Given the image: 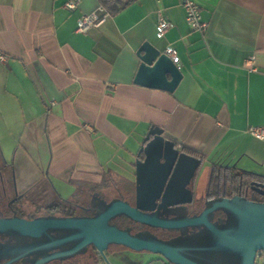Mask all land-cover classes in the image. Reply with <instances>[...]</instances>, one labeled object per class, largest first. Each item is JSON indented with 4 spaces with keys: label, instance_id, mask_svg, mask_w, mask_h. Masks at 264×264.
I'll list each match as a JSON object with an SVG mask.
<instances>
[{
    "label": "crops",
    "instance_id": "obj_1",
    "mask_svg": "<svg viewBox=\"0 0 264 264\" xmlns=\"http://www.w3.org/2000/svg\"><path fill=\"white\" fill-rule=\"evenodd\" d=\"M192 1L209 24L204 37L188 26L183 0H81L73 13L66 0H0V165L24 202L56 183L86 191V203L95 193L128 196L151 127L201 158L208 180L216 166L264 177V140L248 133L264 128V0ZM100 5L106 21L76 33ZM159 9L171 24L163 39ZM144 42L176 50L183 79L174 93L134 84ZM109 256L169 264L124 247Z\"/></svg>",
    "mask_w": 264,
    "mask_h": 264
},
{
    "label": "water",
    "instance_id": "obj_2",
    "mask_svg": "<svg viewBox=\"0 0 264 264\" xmlns=\"http://www.w3.org/2000/svg\"><path fill=\"white\" fill-rule=\"evenodd\" d=\"M136 56L140 65L135 85L175 92L183 74L164 52L150 42H144ZM202 163L201 158L186 153L175 142L166 139L163 129L151 127L135 164L134 206L122 198L99 197L95 203L78 207L84 213L82 216L56 218L40 213L33 219L17 216L1 218L0 237L6 239L4 249L15 250L6 257L15 258L13 261H27L42 255L36 264H48L84 254L89 247H93L110 264L106 252L115 245L134 252L159 255L169 264H218L209 258L212 252L234 253L242 257L243 264H255L257 253L264 252V203L247 199V195H238L195 204L194 192L188 187ZM248 190L264 197L262 183L252 182ZM194 211L197 213L191 217L190 212ZM162 212L172 217L158 218L157 214ZM229 214L237 217L238 224L227 230L220 227L223 230H219L216 225L227 224ZM117 217H126L144 226L180 232V236L167 242L190 237L202 239L210 245L202 242L199 246H171L149 232L139 238L128 230L111 225V220ZM213 221L217 223L213 224ZM196 225L207 233L199 230L188 234L190 228L199 229L194 227ZM66 229L71 231L62 233ZM63 245L70 247L61 250Z\"/></svg>",
    "mask_w": 264,
    "mask_h": 264
},
{
    "label": "flooded vegetation",
    "instance_id": "obj_3",
    "mask_svg": "<svg viewBox=\"0 0 264 264\" xmlns=\"http://www.w3.org/2000/svg\"><path fill=\"white\" fill-rule=\"evenodd\" d=\"M193 156V155H192ZM198 158V157H197ZM141 159H144V155H141ZM203 169H204V161L202 163V166L200 167L199 171L197 172L195 178L191 181L189 184V189H191L194 192V201L195 204L200 203V202H206V201H216V200H221L223 198H233L234 196H229V194H225L223 192L220 193L219 197H214V195L211 194L210 189H209V182L208 186L206 189V194L202 197V199H197V193H198V181L200 179V176L203 174ZM257 182V181H254ZM262 183L263 182H258ZM252 192V194L250 193ZM241 195V194H240ZM247 199L251 197L253 199V195H258L262 198L263 196L253 192L252 190H249L248 193H246ZM244 195V196H246ZM21 195L18 194L15 182H14V173L12 170L9 168H6L5 166L0 165V219L1 218H6V217H11V216H17V217H26L29 219L36 218L40 213L47 215V216H52L53 214L57 213L58 211H61V208H50L48 206H40L39 204V198H33L32 200L24 202L23 199L20 197ZM238 196V195H236ZM242 196V195H241ZM243 196V197H244ZM100 197H103L102 195ZM120 198L124 199L128 203H130L132 206H134L135 203V185L133 189H131L128 193V196H120ZM92 202V199L87 202V203H74V210L75 214L74 215H68L66 217H74V216H82L84 213L78 209L80 206H88ZM256 203H264V202H256ZM190 206V208H192ZM197 212H190L191 217H193ZM56 216V215H53ZM222 216V215H221ZM57 217V216H56ZM158 218L161 219H167L171 218L172 216H169L167 213H158L157 214ZM222 218H225V216H222ZM216 221V220H215ZM213 221V224H216L217 222ZM111 225L116 226L117 228L121 230H128L133 236H138L139 238L145 237L142 236L143 233L149 232L156 236L160 241L167 242V240L180 236L179 231H169L166 229H161V228H153L150 226H144L140 225L138 223H135L131 220H129L126 217H117L110 222ZM216 227L219 230H223L222 228ZM196 232H199V229L195 228H190L188 231V234H195ZM203 234H206L204 232ZM6 239L3 237H0V264H30L28 261H23V260H15V258H10L8 259L6 255L4 254L5 249H4V244H5ZM119 246H110L108 251L106 252V256L108 258V255L110 254V251L113 249H117ZM90 249L94 250V253L97 257L100 258L101 262L104 261L102 257L98 254V252L93 248L89 247L87 252L84 254L77 255H85L89 252ZM92 250V251H93Z\"/></svg>",
    "mask_w": 264,
    "mask_h": 264
},
{
    "label": "rangeland",
    "instance_id": "obj_4",
    "mask_svg": "<svg viewBox=\"0 0 264 264\" xmlns=\"http://www.w3.org/2000/svg\"><path fill=\"white\" fill-rule=\"evenodd\" d=\"M205 169V168H204ZM203 169V174L200 176L199 179V187H198V193H197V199H202V197L206 194V189H207V185H208V179H209V171L207 172L206 169ZM57 185V190L54 189L52 190L50 187L48 189H46V191L44 192V196H42V198H40L39 200V204L40 206L44 205V206H56V205H60L61 206V211H58L57 213L53 214L56 216H51V217H56V218H66V216L70 215H74L76 212L73 209V205L69 204L70 202L72 203H86V200L84 199L85 196H87L86 191L76 187L75 185H71L70 187H67L66 185L63 184H59L56 183ZM64 194V196L66 198H69L70 200L62 199L60 198V195ZM73 196V197H72ZM97 198H99V195L97 193H95L94 196H91L92 202H97ZM67 200V201H66ZM202 202H200L201 204ZM199 209H197L198 211ZM73 217V216H72ZM238 224V219L237 217H235L233 214H229V218H228V223L225 225H217L218 227H222L225 228L226 230L229 229L230 227H232V225L236 226ZM196 228H199V230L201 232H205V229H202V227L200 225H196L194 226ZM71 230H63L62 233L67 234L68 232H70ZM210 231V230H209ZM207 233V231H206ZM211 233V232H210ZM184 241V242H183ZM202 239L199 238H188V239H183L182 241L177 240L176 242H167V244L171 245V246H176V247H180V246H196V245H201L203 243L210 245V243L207 242H203ZM70 245H63V247L61 248V250L63 249H67L69 248ZM90 249L89 252L85 255H81V256H72V257H68L65 258V260L71 258L72 260H70V263H74V264H91V260L89 259V257L91 256H96L94 253V250ZM15 251L14 249H6L4 254L7 256L8 253H11ZM49 253V252H48ZM46 254V253H44ZM51 254V253H49ZM47 255V254H46ZM45 255V256H46ZM42 255H38L34 258H28V262L30 264H36L38 261L37 259L40 258ZM209 258L211 260H213L214 262L218 263V264H243V259L241 256H235L234 253H230V252H212L209 254ZM109 262L111 264H119L114 258H111L109 256L108 258Z\"/></svg>",
    "mask_w": 264,
    "mask_h": 264
},
{
    "label": "built area",
    "instance_id": "obj_5",
    "mask_svg": "<svg viewBox=\"0 0 264 264\" xmlns=\"http://www.w3.org/2000/svg\"><path fill=\"white\" fill-rule=\"evenodd\" d=\"M120 1L123 3H127L131 0H113ZM81 0H66L64 7L67 11L73 13L78 10ZM182 7L185 12L186 22L190 29L193 32L199 33L203 37L206 35L209 24L204 21L201 14L200 6L194 3L192 0H183ZM101 13V14H100ZM157 15V32L156 36L158 39H163L167 32L171 28L170 22L166 19L164 12L162 9H159L156 12ZM109 17L108 13H106L105 8L100 5L97 11L88 14H82L81 17L77 21L76 33L85 34L89 30L100 27L106 19ZM164 54L167 55L174 64L178 65L180 63V59L177 55L176 50L171 46H167L164 51ZM5 57L0 54V62H4ZM248 64L251 67L248 70L249 73H256L257 69L255 68V57H251L248 60ZM248 133L258 139L264 140V128L262 127H249ZM181 148V147H179ZM101 264H108L105 261H102ZM255 264H264V252L259 251L255 258Z\"/></svg>",
    "mask_w": 264,
    "mask_h": 264
},
{
    "label": "trees",
    "instance_id": "obj_6",
    "mask_svg": "<svg viewBox=\"0 0 264 264\" xmlns=\"http://www.w3.org/2000/svg\"><path fill=\"white\" fill-rule=\"evenodd\" d=\"M184 151L188 154H193L187 150L184 149ZM254 181L257 182H263L264 183V177L253 174V173H242V174H233L231 173L230 169L225 166H216L214 170L212 171V174L210 176L209 180V189L212 195L214 197H219L220 193L223 192L225 194H229V196H236V195H246V193L249 192L250 184ZM252 194V192H250ZM253 201L254 202H264V198L253 195ZM251 199V197L249 198ZM73 205L74 204L69 203ZM50 208H61L60 205L56 206H48ZM91 260V264H101V260L97 256H91L89 257ZM70 259L67 260H57L50 262L48 264H74L70 263Z\"/></svg>",
    "mask_w": 264,
    "mask_h": 264
}]
</instances>
